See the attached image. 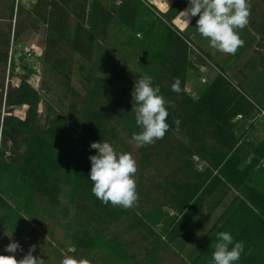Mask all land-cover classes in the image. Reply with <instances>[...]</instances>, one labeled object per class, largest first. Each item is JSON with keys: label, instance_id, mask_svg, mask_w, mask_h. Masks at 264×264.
I'll return each mask as SVG.
<instances>
[{"label": "trees", "instance_id": "16d2710c", "mask_svg": "<svg viewBox=\"0 0 264 264\" xmlns=\"http://www.w3.org/2000/svg\"><path fill=\"white\" fill-rule=\"evenodd\" d=\"M19 4V0H12L10 18L14 14L15 21L20 18ZM186 5L187 0H176L161 13L145 0H112L108 6L101 0L36 2L33 11L37 20L46 24V49H54L61 42L74 51L89 54L93 42L108 30L107 26L123 32L124 40L119 45L139 51L143 62L137 63L168 102L169 129L155 144L168 141L174 132L184 133L187 140L174 141L166 152L177 166L161 184L165 203H155L141 211L133 209L136 202L129 208L102 203L92 194V182L88 179L89 156L96 152L90 143L102 140L113 146L116 143V127L107 125L103 109L98 105L107 93L109 79L115 76L102 79L94 75L95 68L104 65L103 61L97 62L87 71L92 84L87 86L81 110L70 105L66 117L53 111L49 104L41 114L42 97L28 83L32 69L15 73L10 56L9 80L17 82L10 84L8 80L4 106L9 114L0 123L1 229L19 236L18 228L26 219L37 223L35 210L39 199L50 211L69 217L61 227L64 239L76 247L73 256L87 258L91 264L92 256L99 253L104 263L130 264L136 256L106 230L120 220L131 218L128 228L143 230L141 238L150 244L145 248L144 258L156 264L157 252L165 244L174 243L178 251H183L198 232L195 223L204 209L213 212L235 191L216 223L194 243L188 259L190 264H210L216 234L226 231L234 240L244 243L237 264H264V135L256 142L249 139L255 128V114H264V107L237 89L220 70L204 83L201 92L192 94L186 90L187 70L195 69L196 62L189 59L191 49L187 38L172 25ZM68 6L76 18L72 26L67 20ZM259 21L250 25L263 35L264 15ZM19 36L20 31L15 29L13 41ZM9 40V33L0 36L4 47L0 49V62L5 65ZM53 53L59 55L56 49ZM206 56L202 53L198 58L201 64ZM65 58L64 64L69 67L70 57ZM60 74L66 88H71L68 72ZM176 78L181 81L180 93L171 91ZM123 84L119 82V86ZM109 100L120 107L119 123L131 139L134 132L140 131L131 113L132 106L126 110L117 99ZM7 143L13 147L10 155H7ZM149 147L140 148L145 162ZM193 158L201 162V167L194 166ZM136 190L138 193L137 187ZM61 196L69 203L63 208L59 207Z\"/></svg>", "mask_w": 264, "mask_h": 264}, {"label": "rangeland", "instance_id": "374dc122", "mask_svg": "<svg viewBox=\"0 0 264 264\" xmlns=\"http://www.w3.org/2000/svg\"><path fill=\"white\" fill-rule=\"evenodd\" d=\"M38 0H19L20 18L15 21L14 14L10 18L12 0H0V36L10 34L8 47V62L5 65L0 62V123L2 118L9 113L8 108L4 106V96L8 88L9 78V58L12 56L14 60L15 73L23 74L27 69H32L33 73L28 76V83L34 87L42 97V103L39 111L41 114L45 111L47 105H51L52 110L63 116H68L69 107L73 105L77 110H81L84 106V96L87 86L92 84L88 81L87 71L99 61H103L104 65L95 68L94 75L107 79L110 75H114V79H109L107 83V93L99 99L98 105L103 109V114L108 126H115L117 138L114 148L118 152H127L132 155L136 161L137 171L134 179L138 188V199L133 206L135 211L146 210L155 203H165L166 197L161 191V184L165 177L172 172L177 162L172 157L167 156L166 152L170 149L169 144L174 145V141L186 142L187 138L182 132H174L168 141L157 144H149L147 161L141 159L142 152L137 148L131 139L127 136L124 128L119 123L118 113L120 107L114 103H110L111 99H117L122 103V108L130 110L132 106L131 91L134 87L135 79L140 77H150L140 64L143 62L139 51L130 50L129 47L122 48L119 43L124 40L123 32L116 31L115 28L107 26L108 30L99 34V38L93 42L92 51L89 54L74 51L64 43H59L54 49H46L45 29L46 24L37 20L33 8ZM80 1V0H73ZM105 6H108L112 0H101ZM160 9L164 10L168 2H160L153 0ZM250 15L248 23L243 29H238L239 36L243 40V45L238 47L234 54H225L217 51L209 46L208 40L200 36L196 30V20H193V26L189 31H184L188 43L191 45L189 59L196 62L195 69L189 68L186 73V90L192 94L201 92L206 84L200 81V75H203L209 82L217 70L213 67L198 72V65L210 66L204 58L201 64L199 62L201 56L206 54L207 58L213 65H217L237 88L242 90L249 98L261 107H264V35L254 30L250 23L258 22L264 15V0H248ZM67 7L68 22L72 26L75 22V16L72 15ZM15 13V12H14ZM260 22V21H259ZM262 22V19H261ZM178 30V25L172 23ZM20 31V36L13 41V31ZM180 30V29H179ZM188 30V29H187ZM192 33L189 35L188 33ZM190 36V37H189ZM83 44L87 46V41L83 39ZM84 46V47H85ZM0 49L4 47L0 44ZM59 51V55L53 53L54 50ZM108 51V52H106ZM30 53L31 55H28ZM68 55L70 66L64 64L65 56ZM107 55V56H106ZM197 55V56H196ZM211 56V57H210ZM197 58V59H196ZM199 58V60H198ZM212 60H211V59ZM67 61V60H66ZM215 65V66H216ZM212 66V65H211ZM261 66V67H260ZM197 69V70H196ZM61 71H67L69 76V84L71 88L64 85ZM16 84V80H9ZM119 82H123V86H119ZM255 128L251 132L249 139L253 142L259 141L264 135V114L256 112ZM43 124V115L41 117ZM2 138L0 136V145ZM7 155L13 150V147L7 143ZM194 160L196 168L201 167L199 160ZM197 161V162H196ZM232 197L230 194L226 201ZM37 208L35 210L36 223L33 219H26L18 228L19 236L0 228V254L10 255L5 252V247L12 241L18 242L20 248L14 254L17 260L22 259L29 251L30 246L35 245L33 256H39L44 260V264H60V260L64 254L68 253L67 249L71 246L69 240L64 239V230L61 225L69 220V217H63L61 214L50 211L45 204L38 199ZM61 208L68 205L65 196L60 197ZM224 206V205H223ZM69 207H73L69 205ZM223 207H219L214 211L213 215L207 216L205 219L201 217L195 224L199 225L198 232L193 236L183 251H178L174 243L165 244L163 249L157 252L156 264H190L188 259L189 252L202 234L214 222L216 216L219 215ZM74 210V208H73ZM56 215L53 217L51 214ZM204 218V219H202ZM130 219L120 220L117 224H112L107 228L108 235H115L123 243L125 249L134 254L136 258L130 264H150L144 258L145 248L149 247L147 241L141 238L143 230H130L128 224ZM76 258H80L77 256ZM91 264H112L104 263L95 253L91 258Z\"/></svg>", "mask_w": 264, "mask_h": 264}, {"label": "clouds", "instance_id": "9594fccd", "mask_svg": "<svg viewBox=\"0 0 264 264\" xmlns=\"http://www.w3.org/2000/svg\"><path fill=\"white\" fill-rule=\"evenodd\" d=\"M179 14L185 26H189L192 17L198 16L196 30L208 40L210 47L221 53L234 54L244 43L238 29H243L248 23V0H187V7ZM180 85L181 81L176 78L171 84V91L180 93ZM131 96V113L140 129L132 134L131 142L137 148H142L162 139L168 131V102L160 94L159 87H153L151 77L135 79ZM90 148L96 150L94 155L89 156L91 167L88 179L92 182V194L105 204L132 207L138 199L134 179L137 171L135 159L130 153L116 151L113 145L103 140L90 143ZM216 239L210 264H237L244 250L243 241L234 240L232 234L226 231L218 232ZM19 248L18 242L7 244L5 252L10 255L0 254V264H44L43 259L32 255L35 245L30 246L22 259L17 260L14 254ZM67 252L75 253L76 247L70 246ZM60 264L90 262L87 258L78 259L64 254Z\"/></svg>", "mask_w": 264, "mask_h": 264}, {"label": "crops", "instance_id": "0c3cea01", "mask_svg": "<svg viewBox=\"0 0 264 264\" xmlns=\"http://www.w3.org/2000/svg\"><path fill=\"white\" fill-rule=\"evenodd\" d=\"M160 2H163V1H165V2H168V5H167V7L164 9V10H162V9H160L157 5H155L156 3L153 1V0H145V2L147 3V5L148 6H152L154 9H156L157 11H159V12H161V13H164V12H166V10L172 5V3L173 2H175L176 0H159ZM187 7V5L185 6V8ZM184 8V9H185ZM183 9V10H184ZM156 14H158L157 12H156ZM194 18H196V17H194ZM194 18L192 17L191 18V20H190V26H193L192 24V22H193V20H194ZM172 23H176L177 25H178V31L182 34V35H184L183 34V32L184 31H189L190 29V26H185L184 24H183V22L181 21V19H180V14H178L173 20H172ZM180 29V30H179ZM188 29V30H187ZM189 35H192V33L190 32V33H188ZM262 35V34H261ZM264 35V34H263ZM262 35V36H263ZM185 37H186V35H184ZM190 37V36H189ZM188 42V41H187ZM211 57V56H210ZM211 59V58H210ZM212 60V59H211ZM208 61L209 62H207L208 64H211L210 66H206V69H207V67L208 68H211V67H213V71H212V73H214V69H216L217 70V73L219 72V70L220 69H218V67H217V65L215 66V65H213L212 63H211V61L208 59ZM264 62V61H263ZM264 65V63H262L261 64V66H263ZM260 66V67H261ZM221 71V70H220ZM222 72V71H221ZM216 73H214V75H215ZM213 75V76H214ZM212 76V77H213ZM227 77V76H226ZM230 194H232V197L228 200V201H226V199H227V197L230 195ZM234 194H235V191H231L226 197H225V199L223 200V202L219 205V206H217L214 210H213V212H211V213H208V211L206 210V209H204V211H205V219L204 218H202V219H204L205 221H206V219H207V216L209 217L210 215H213V213H214V211L215 210H217L219 207H223V209L221 210V212L219 213V215L218 216H216V218H215V220H214V222L210 225V227L204 232V233H206L215 223H216V221H217V219H218V217L224 212V210H225V208H226V206L228 205V203L231 201V199L233 198V196H234ZM224 205V206H223ZM203 211V212H204ZM204 213H202V216L201 217H204V215H203ZM199 226V225H198ZM203 233V234H204ZM202 234V235H203ZM201 237V236H200Z\"/></svg>", "mask_w": 264, "mask_h": 264}, {"label": "built area", "instance_id": "2783aa9c", "mask_svg": "<svg viewBox=\"0 0 264 264\" xmlns=\"http://www.w3.org/2000/svg\"><path fill=\"white\" fill-rule=\"evenodd\" d=\"M189 46H190V49H191V45L190 44H189ZM197 54H199L202 57V55L198 51H197ZM28 55H31V54L28 53ZM205 60H206V62H209L208 59L205 58ZM198 67L200 69V72H202L205 69L206 66H204V65H198ZM200 81L202 83H206L207 82L206 78H204L203 75H200Z\"/></svg>", "mask_w": 264, "mask_h": 264}]
</instances>
